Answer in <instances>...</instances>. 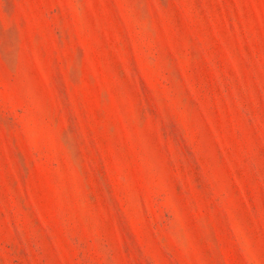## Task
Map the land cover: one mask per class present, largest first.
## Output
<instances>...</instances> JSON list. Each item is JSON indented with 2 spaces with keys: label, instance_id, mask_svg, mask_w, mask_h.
Masks as SVG:
<instances>
[{
  "label": "rangeland",
  "instance_id": "obj_1",
  "mask_svg": "<svg viewBox=\"0 0 264 264\" xmlns=\"http://www.w3.org/2000/svg\"><path fill=\"white\" fill-rule=\"evenodd\" d=\"M0 264H264V0H0Z\"/></svg>",
  "mask_w": 264,
  "mask_h": 264
}]
</instances>
